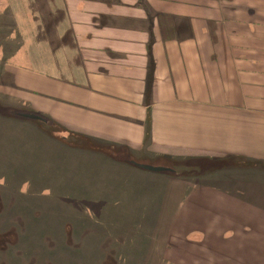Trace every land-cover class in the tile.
I'll use <instances>...</instances> for the list:
<instances>
[{"label":"crops","instance_id":"1","mask_svg":"<svg viewBox=\"0 0 264 264\" xmlns=\"http://www.w3.org/2000/svg\"><path fill=\"white\" fill-rule=\"evenodd\" d=\"M47 2L43 15L57 16L58 48L51 53L49 39L43 45L50 55L37 57L38 65L13 59L1 70L0 96L12 97L10 111L17 103L27 113L8 115L0 106V116H39L44 121L31 120L33 127L60 152L77 145L131 167L137 157L152 167L165 162L171 172L159 173L188 176L184 190L190 183L211 187L189 178L196 166L231 170L215 175L237 186L229 204L232 243L223 253L205 244L193 259L224 264L229 254L234 264H264V0ZM14 4L0 13H23ZM204 188L174 205L182 207V229L192 208L202 216L204 208L224 206V198L205 194L215 189ZM106 252L96 264H186L178 251Z\"/></svg>","mask_w":264,"mask_h":264},{"label":"rangeland","instance_id":"2","mask_svg":"<svg viewBox=\"0 0 264 264\" xmlns=\"http://www.w3.org/2000/svg\"><path fill=\"white\" fill-rule=\"evenodd\" d=\"M47 1L0 0L1 8L14 2L23 10L19 14L9 9L0 13V73L13 59L21 67L34 65V60L38 65L37 57L45 59V51L50 55L43 45L49 39L54 44L48 47L51 53L58 48L54 30L57 16L53 20L51 15H43ZM52 2L57 0H50L51 6ZM56 60L55 55L50 58V62ZM4 92L0 88V93ZM11 98L0 96L4 113H27L25 106H15L17 103L11 107L18 110L10 111L7 104ZM32 123L36 124L17 116H0V264H96L107 250L112 253L119 247L146 256L178 251L184 263L196 264L193 258L198 256L193 252L202 251L205 244L223 253L225 245L232 243L233 206L229 204L234 203L237 186L229 176H216L231 170L216 172L196 166L189 178L211 187L190 183L192 190H184L188 176L174 179L165 173L131 167L77 145L64 152L51 149L43 135L47 132ZM136 161L141 164L135 162L134 166L146 165L142 158ZM168 165L158 164L163 168ZM204 187L215 189L205 194L211 200L224 198V206L204 208L202 216H196L192 208L194 218L187 212L191 221L182 229V207L174 205L186 195L198 198L197 192L207 190ZM246 226L244 229L251 232L249 224ZM181 229L180 237H174ZM206 229L209 238L204 237ZM186 250L190 255L187 260L183 256ZM223 260L224 264H234L229 254Z\"/></svg>","mask_w":264,"mask_h":264},{"label":"water","instance_id":"3","mask_svg":"<svg viewBox=\"0 0 264 264\" xmlns=\"http://www.w3.org/2000/svg\"><path fill=\"white\" fill-rule=\"evenodd\" d=\"M22 118H26V119H30V120H37V121H43L42 118H40L39 116L33 115V114H21L20 115ZM139 168H142L144 170L147 171H151V172H171V170L169 168H163V167H152V166H148V165H136Z\"/></svg>","mask_w":264,"mask_h":264},{"label":"flooded vegetation","instance_id":"4","mask_svg":"<svg viewBox=\"0 0 264 264\" xmlns=\"http://www.w3.org/2000/svg\"><path fill=\"white\" fill-rule=\"evenodd\" d=\"M44 121V120H43Z\"/></svg>","mask_w":264,"mask_h":264}]
</instances>
